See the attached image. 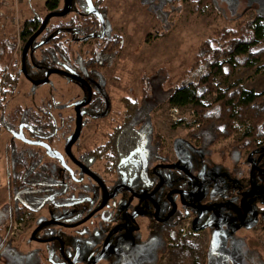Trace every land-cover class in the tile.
I'll return each mask as SVG.
<instances>
[{
    "label": "flooded vegetation",
    "instance_id": "af4514ba",
    "mask_svg": "<svg viewBox=\"0 0 264 264\" xmlns=\"http://www.w3.org/2000/svg\"><path fill=\"white\" fill-rule=\"evenodd\" d=\"M162 3L158 0V11ZM144 6L151 15L158 13ZM82 7L87 10L86 1ZM94 8L102 18L101 22L91 14L99 22L98 32L65 43L79 44L74 58L66 50L56 52L55 65L45 68L39 50L42 32L23 52L42 22L26 42L20 41V60H15L17 87L21 82L38 85L49 73L47 78L59 76L61 84L55 88L64 93L47 92L41 100L31 98L33 102L19 97L14 108L8 104L13 95L2 102L1 131L17 144L8 143L2 151L0 264H150L164 247L167 230L177 236L184 216H190L194 232L208 230L217 236L212 224H198L205 211L194 202L195 192L191 193L201 183L197 173L189 162L175 156L173 141L168 150L166 140L155 131L152 115L159 101L150 102L152 94L148 96L145 86L136 100L117 97L125 93L123 81L103 75L122 49L106 67L85 64L98 56L97 49L93 55V49L79 52L84 43L95 40L90 37L101 42L104 35L119 34L112 30L111 21L107 31V11ZM60 11L48 12L43 19ZM62 17L49 18L42 31H49V20ZM141 81L148 83L143 77ZM128 92L132 94L131 89ZM77 119L79 133L68 145ZM142 222L143 238L139 234ZM143 245L153 248L152 254L130 263V250ZM15 255L17 259L9 262Z\"/></svg>",
    "mask_w": 264,
    "mask_h": 264
},
{
    "label": "rangeland",
    "instance_id": "374dc122",
    "mask_svg": "<svg viewBox=\"0 0 264 264\" xmlns=\"http://www.w3.org/2000/svg\"><path fill=\"white\" fill-rule=\"evenodd\" d=\"M151 1H155L154 3ZM165 0H160L164 2ZM44 0H0V36L18 37L15 51V60H20L19 32L24 20L32 19L33 14L44 16ZM148 5L151 12L159 10L158 0H103L102 7L107 11L105 20L107 31L111 21L112 30L122 35L124 45L112 65L103 71L106 78L111 75L121 79L122 89L125 93H118L117 97H130L136 100L145 86L150 94V102L159 101L160 105L154 106L153 119L155 131L166 140L168 150L172 142L175 156L184 163H190L197 173L200 185L197 186L193 200L201 205L205 211L198 218L199 226L214 228L217 234V247L209 254L212 233L208 230L194 232L190 226V216L182 217L178 225L177 239L174 243L165 245L162 253L158 251L150 264H264V229L255 223L256 200L264 202V147L253 152L240 153L236 148L229 146L234 140L240 138L241 133L234 135L229 140H220L211 148L194 145L186 140L187 128L193 120L190 106L173 107L165 102L166 96L171 93L172 85L176 78L191 60L197 46L207 38L214 37L224 29H236L240 22L253 18L254 14L264 12V0H215L213 5L193 12V6L186 1L178 2L177 15H167L163 10L151 15L144 8ZM147 9V8H146ZM69 16H74L72 13ZM166 20L168 28L161 34L158 21ZM66 17L52 18L51 24L66 21ZM2 22V23H1ZM263 27L264 24L260 23ZM260 41H264V36ZM99 45L98 41L88 40L81 46L79 52L92 49ZM77 42H69L66 52L74 58V50L78 49ZM78 51V50H77ZM39 57V56H38ZM37 58V55H36ZM38 59V58H37ZM261 63L251 67H237L234 74L226 78L218 76L215 79L220 89H225L236 80L241 81L245 90L256 93L264 90V76L256 71ZM144 78L147 84L142 83ZM165 77V78H164ZM164 78V79H163ZM167 79V81H166ZM61 84L58 75H51L46 82L30 85L21 82L15 98L10 99L9 108L19 97L42 99V96L61 92L55 88ZM34 89V90H31ZM132 90V94L128 92ZM41 93L42 95H39ZM149 101V99H147ZM213 96H207L204 103L213 102ZM12 105H14L12 107ZM11 110V109H10ZM6 109V112H10ZM17 144L9 136L0 133V181L2 175V151L6 144ZM206 187H202V183ZM209 182V186H207ZM0 197V202L2 201ZM94 204V203H93ZM263 206V205H262ZM203 211V212H204ZM202 215V216H201ZM97 219L94 221L95 224ZM143 223V222H142ZM145 236V224L139 225ZM153 235V234H152ZM149 245L136 246L134 252L128 254V261L134 263L140 258L149 255ZM152 254V253H151ZM154 254V252H153ZM15 261L17 255L10 257ZM102 264H107L103 261Z\"/></svg>",
    "mask_w": 264,
    "mask_h": 264
},
{
    "label": "trees",
    "instance_id": "16d2710c",
    "mask_svg": "<svg viewBox=\"0 0 264 264\" xmlns=\"http://www.w3.org/2000/svg\"><path fill=\"white\" fill-rule=\"evenodd\" d=\"M180 1L166 0L161 4L160 10H164L167 15H177L179 11L177 4ZM183 1L189 2L193 6L192 11L197 13L215 2V0ZM68 3L70 9L64 16L67 20L55 25L49 20L46 26L49 27V31L45 29L40 35L43 41L42 46L39 47L40 57L45 68L55 65L54 56L57 53L65 54L67 39L71 41L75 36L98 32L97 18L82 7L85 5V0H68ZM91 3L94 7H98L100 12H106L102 7L103 0H91ZM43 4L45 14L58 12L63 7V0H44ZM72 13L74 16H69ZM32 15V19L24 20L21 24L19 39L22 43L34 33L44 17L33 13ZM160 20L162 21L159 23V31L162 34L168 25H165L166 20L163 17L158 21ZM260 23L264 24V12H257L251 20L240 22L236 29H224L217 35V39L207 38L197 46L190 66L180 72L174 84L169 85L171 93L166 96L165 102L173 107L190 106L193 120L186 126V138L195 145L211 148L216 142L229 140L240 132L239 139L221 148L220 151L234 147L242 153L264 147V90L259 93L245 90L239 80L229 84L225 89H220L215 82L218 76L226 78L233 75L237 67L246 68L258 63L262 65L257 67L256 71L264 76V41H260L264 32ZM54 32L55 34L50 37ZM90 38L98 41L94 36ZM16 40L14 36L0 38V132L4 112L2 102L6 97L12 96L17 88L18 74L14 58ZM122 41L120 34H111L109 37L104 35L101 42L98 41L99 45L92 48L91 54L93 55L94 50L97 49L98 56L89 59L85 64L95 69L101 64L102 67L110 65L122 49ZM207 96H213V102L204 103ZM127 105L137 107L136 103H127ZM254 209L255 223L264 229V202L256 200ZM165 236L166 240L161 242L166 246L177 239L170 229Z\"/></svg>",
    "mask_w": 264,
    "mask_h": 264
},
{
    "label": "water",
    "instance_id": "95a60500",
    "mask_svg": "<svg viewBox=\"0 0 264 264\" xmlns=\"http://www.w3.org/2000/svg\"><path fill=\"white\" fill-rule=\"evenodd\" d=\"M86 1V5H87V10L90 14H94L97 18H99V20L102 22V18H101V15L99 14V12L93 7L92 3L90 0H85ZM69 11V4H68V0H63V8L62 10L59 12V13H50L48 15L45 16V18L43 19L41 25L39 26V28L37 29V31L29 38L27 44L25 45L24 47V50L23 52H25V49L26 47L31 43V41L37 37L41 32L42 30L44 29L45 25H46V22L49 18L53 17V16H56V17H62L64 15H66ZM24 69V68H23ZM49 73H46L45 75V78L43 81L41 82H38L39 84L42 83V82H46L47 81V76H48ZM37 83V84H38ZM79 133V121L77 119V124H76V129H75V132L74 134L72 135V137L70 138V140L68 141V145H70L77 137ZM103 203L104 201L106 200V198L104 197L103 198ZM215 236V235H214ZM212 237V240H211V246H210V250H209V254L211 253V251L214 249L213 246L217 247V243L216 241L218 242V237ZM215 238H216V241H215Z\"/></svg>",
    "mask_w": 264,
    "mask_h": 264
},
{
    "label": "crops",
    "instance_id": "0c3cea01",
    "mask_svg": "<svg viewBox=\"0 0 264 264\" xmlns=\"http://www.w3.org/2000/svg\"><path fill=\"white\" fill-rule=\"evenodd\" d=\"M2 23V22H1ZM0 27H2V26H0ZM0 33H2V28H0ZM2 37V35L0 36V38Z\"/></svg>",
    "mask_w": 264,
    "mask_h": 264
}]
</instances>
